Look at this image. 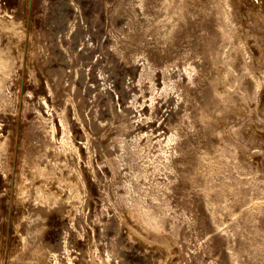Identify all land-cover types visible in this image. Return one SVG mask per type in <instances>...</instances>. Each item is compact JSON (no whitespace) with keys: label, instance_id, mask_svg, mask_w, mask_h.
Here are the masks:
<instances>
[{"label":"rangeland","instance_id":"rangeland-1","mask_svg":"<svg viewBox=\"0 0 264 264\" xmlns=\"http://www.w3.org/2000/svg\"><path fill=\"white\" fill-rule=\"evenodd\" d=\"M0 264H264V0H0Z\"/></svg>","mask_w":264,"mask_h":264},{"label":"bare ground","instance_id":"bare-ground-1","mask_svg":"<svg viewBox=\"0 0 264 264\" xmlns=\"http://www.w3.org/2000/svg\"><path fill=\"white\" fill-rule=\"evenodd\" d=\"M45 104H47V103L45 102ZM61 114L62 115L60 116L59 123L63 129V132L66 134V138L62 141L66 145L70 144L74 148V145H72V141L70 140V136H69L70 131L68 130V127H67V125H68L67 118L64 115L65 114V107H63L61 109ZM78 124L81 127L83 126L82 121L79 118H78ZM119 142H120L121 150L123 151V153L127 154V158L125 157V159L127 160V163L129 164V166L131 168L132 167L134 168L135 166H139L140 162L142 160L141 153L139 151H136V150L131 151V149H128L125 146L124 141L120 140ZM123 157H124V154L120 156V158H122V159H123ZM138 174H139V176L145 175L141 171H139ZM129 206L131 207V211H130L131 217H137V219H140L147 226L153 225L157 221L158 217H160L164 213L163 207L158 205V204L144 205L142 202L132 201Z\"/></svg>","mask_w":264,"mask_h":264}]
</instances>
